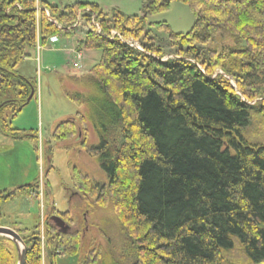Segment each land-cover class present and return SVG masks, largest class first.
<instances>
[{"label": "trees", "instance_id": "trees-1", "mask_svg": "<svg viewBox=\"0 0 264 264\" xmlns=\"http://www.w3.org/2000/svg\"><path fill=\"white\" fill-rule=\"evenodd\" d=\"M142 1L141 15L127 16L93 4L60 9L0 0V133L37 141L39 155V137L12 128L37 91L33 78L16 69L38 40L69 37L79 13L88 24L95 15L101 34L89 30L77 49L99 51V63L77 80L80 90L67 88L80 110L57 123L52 138L78 137L97 158L106 181L78 173L75 191L110 208L129 254L111 250L86 264H264V0ZM173 1L188 5L196 21L187 34L150 24L169 33L161 42L147 29L148 17ZM112 31L142 50L111 39ZM90 130L97 142L89 147ZM18 192L39 197V184L0 191V208ZM43 195L52 216L66 214L55 208L47 185ZM45 223L42 241L39 223L14 228L0 212V227L24 242L25 264L79 254L78 239L75 245L71 234ZM0 264H18L15 243L2 236Z\"/></svg>", "mask_w": 264, "mask_h": 264}, {"label": "rangeland", "instance_id": "rangeland-1", "mask_svg": "<svg viewBox=\"0 0 264 264\" xmlns=\"http://www.w3.org/2000/svg\"><path fill=\"white\" fill-rule=\"evenodd\" d=\"M36 1L41 6L43 3H47L60 9L76 3L93 4L106 13L119 10L127 16L141 15L143 9L142 0ZM82 20L85 25L74 31V33H78L77 36L74 33L69 37L64 36V34L58 35L61 42L67 46L65 50L77 47L78 40L84 39L89 30L94 28L96 32L98 31L94 25L89 26L92 24V20L89 24L84 19ZM195 21L196 17L188 5L173 1L167 11L148 17L147 29H151L152 34L162 42L168 40L169 33L165 29L158 30L150 24L165 23L170 28L171 33L187 34L193 28ZM59 28L62 27L59 26ZM48 41L43 46V50H46L41 53L43 55L41 67L35 61H31L30 66L19 65L20 71L22 66L27 69L28 76L33 78L36 83L37 91L33 102L24 108L17 118L12 120L13 129L39 137V155L37 156L34 150L37 141L24 140L23 142L27 145L25 150L15 153L7 161V165L11 169L15 168L14 165L17 163L22 165L24 172L32 171V169L37 172V179L41 182L39 197L34 192L31 197L18 192L15 199L1 206L0 212L5 217V223L14 228L33 229L39 223L40 235L44 241L46 234V221L44 220L49 209L46 204L50 203V200H46L42 194L46 184L55 208L61 213H66L63 216L59 215L69 227L68 232L63 234H71L68 237H74L70 241L75 245H77L78 240L80 242V250L77 256H61L56 253L58 255L56 258L62 261L61 264H86L89 259L94 258V255H107L110 252L113 253L111 250H114L115 254L129 250L126 233L120 224H116L110 208L106 209L96 205L94 200L85 198L81 190L75 191L74 181L81 182V177L77 176L78 173L86 174L99 184L106 181V177L97 163V158L92 157L87 152V149L80 144L78 137L61 142L52 136L57 123L75 117L80 110L74 102L67 99L65 95L67 88L69 87L72 91L81 89L77 80L81 83L87 73L99 63L101 53L97 50H78L79 53L85 55L84 70L75 72L71 65L74 56L69 55V52L66 56L64 52L49 50L51 45ZM46 58L48 60H45ZM7 112L10 111L7 110ZM0 137L7 139L2 133H0ZM96 142L94 133L90 130L88 146L95 145ZM0 144H3L1 140ZM2 162H4L3 159H0L1 165ZM18 173L21 174V170ZM1 176L3 181L8 176L6 168L2 170ZM52 237L55 238V234ZM126 253L129 254V252ZM42 262L45 264L43 260ZM102 263L103 260H100L98 264Z\"/></svg>", "mask_w": 264, "mask_h": 264}, {"label": "crops", "instance_id": "crops-1", "mask_svg": "<svg viewBox=\"0 0 264 264\" xmlns=\"http://www.w3.org/2000/svg\"><path fill=\"white\" fill-rule=\"evenodd\" d=\"M49 44L51 45V49L49 50H53L55 52H62V53L64 52L66 56H68L67 55L68 50H65L67 46L66 44H63L61 42L60 38L54 41L53 43H49ZM45 50L46 49L42 50L39 54L36 51H32L31 57L21 64L30 66L31 61L32 62L35 61V63H37L38 66L41 67V64L43 62V55L41 53ZM47 58L45 60H48ZM17 68H18L17 70L19 71L18 74L24 77H27V78H31L28 76L27 69L24 66L21 67L22 69L21 71L19 69V66ZM29 68L31 69V67ZM0 140L3 143V144H0V159H3L4 161L2 162V165L0 164L1 165L0 166V191L14 190L22 185L35 183V181L37 180V172L34 169H32V171L24 172L22 165H18L17 163H15L14 165L15 168L13 169L9 168L7 165L8 158H12L13 155L19 151L23 152L25 150V147L27 146L25 145L26 143H24L23 141H13L9 138L5 139L4 137L2 138L0 137ZM5 168L7 169L8 176H6L3 181L1 172ZM19 170H21V174L18 173ZM38 176L40 177V174ZM61 263H62L61 260H57L56 262V264H61Z\"/></svg>", "mask_w": 264, "mask_h": 264}, {"label": "water", "instance_id": "water-1", "mask_svg": "<svg viewBox=\"0 0 264 264\" xmlns=\"http://www.w3.org/2000/svg\"><path fill=\"white\" fill-rule=\"evenodd\" d=\"M0 85H1V82H0ZM32 96L29 98L28 102H30ZM51 220L56 224L57 228L62 233L68 232L69 227L65 224V222L61 218L52 217ZM0 236L9 238L15 243L17 247V251H18V264H25L26 263V247L24 245L23 240L18 235V233H16L12 229L0 227Z\"/></svg>", "mask_w": 264, "mask_h": 264}, {"label": "built area", "instance_id": "built-area-1", "mask_svg": "<svg viewBox=\"0 0 264 264\" xmlns=\"http://www.w3.org/2000/svg\"><path fill=\"white\" fill-rule=\"evenodd\" d=\"M130 45L133 47L134 44L130 43ZM84 55L81 53H76V58L73 61V68L76 71H81L83 69V65H82V60H83Z\"/></svg>", "mask_w": 264, "mask_h": 264}, {"label": "flooded vegetation", "instance_id": "flooded-vegetation-1", "mask_svg": "<svg viewBox=\"0 0 264 264\" xmlns=\"http://www.w3.org/2000/svg\"><path fill=\"white\" fill-rule=\"evenodd\" d=\"M50 219V218H49Z\"/></svg>", "mask_w": 264, "mask_h": 264}]
</instances>
